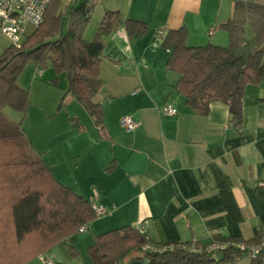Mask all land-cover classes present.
I'll return each mask as SVG.
<instances>
[{"label": "crops", "instance_id": "crops-1", "mask_svg": "<svg viewBox=\"0 0 264 264\" xmlns=\"http://www.w3.org/2000/svg\"><path fill=\"white\" fill-rule=\"evenodd\" d=\"M88 1L93 11L85 42L93 40L105 10L146 25L141 37L129 38L119 26L103 38L102 87L92 100L101 108V125L70 96L64 105L77 111L74 122L66 119L63 128L54 129L48 151L37 150L26 134L30 109L25 116L18 113L17 123L52 176L107 214L26 264H93L87 250L96 236L143 221L157 244L206 246L215 235L256 241L264 227V80L246 86L237 132L224 103H212L206 115L185 105L175 89L179 75L166 68L171 51L156 36L159 30L165 36L184 28L190 47H226L229 38L221 27L231 20L235 3L244 0ZM72 3L68 0L63 9ZM254 3L264 5V0ZM246 19L245 37L250 38L261 20L253 10ZM9 45L0 36V54ZM48 64L45 71L35 67L29 92L22 75L19 87L31 94L37 80L42 86L54 84L63 97L66 75L56 77ZM164 105L174 107L176 115H163ZM54 106L40 108L42 116L52 113L49 124L59 115L53 114ZM124 117L136 123L134 131L121 127ZM134 257L136 253L122 264H147ZM234 264L255 263L242 258Z\"/></svg>", "mask_w": 264, "mask_h": 264}, {"label": "trees", "instance_id": "trees-1", "mask_svg": "<svg viewBox=\"0 0 264 264\" xmlns=\"http://www.w3.org/2000/svg\"><path fill=\"white\" fill-rule=\"evenodd\" d=\"M252 10L261 21L254 35L246 38V18ZM92 11L88 0H75L64 11L59 0H52L42 23L20 46L10 44L0 54V264H26L96 219L87 200L52 176L21 124L8 121L2 114L7 107L22 116L27 114L28 92L19 87L18 78L27 64L44 70L50 62L56 74L66 75L65 97L75 98L101 125V108L92 100L102 87L103 38L119 26L129 38L141 37L146 25L105 10L93 40L85 42L82 34ZM62 12L68 17L64 31ZM221 28L228 34L226 47H190L184 28L168 31L161 46L171 51L166 68L179 75L175 89L185 105L198 115H206L212 103H224L230 122L238 130L246 86L264 80V5L254 0L235 3L231 20ZM213 239L217 243L244 241L216 235ZM94 240L87 250L93 264H122L134 253V260L147 264H231L239 255L229 249L215 261L208 254L189 252L192 242L157 244L132 227L108 231ZM194 244L199 249L205 247ZM147 245L152 250L144 251ZM162 248V252L153 251Z\"/></svg>", "mask_w": 264, "mask_h": 264}, {"label": "built area", "instance_id": "built-area-1", "mask_svg": "<svg viewBox=\"0 0 264 264\" xmlns=\"http://www.w3.org/2000/svg\"><path fill=\"white\" fill-rule=\"evenodd\" d=\"M52 0H0V36H4L11 45L19 47L25 39L26 31L30 27L36 29L43 21L45 10ZM64 16V12H62ZM158 39L164 37V31L159 30L156 33ZM160 112L166 116H175L177 111L171 105H164ZM233 127L232 122H230ZM121 127L126 132L134 131L137 128L136 123L130 117H124L120 120ZM239 132V129L237 130ZM96 218L103 217L107 214L106 209L102 206H93ZM148 222L143 221L133 225V229L140 235L147 237ZM86 226L78 229L77 233L81 234L85 231ZM233 250L239 253L231 264L237 263L242 258H246L255 264H264V227L260 230L257 240L254 242H212L199 249L192 242L189 252L193 254H208L213 260L217 261L220 256L227 250ZM143 250H152L147 245ZM165 248L154 249L153 251L162 252ZM46 264H51L46 262Z\"/></svg>", "mask_w": 264, "mask_h": 264}, {"label": "rangeland", "instance_id": "rangeland-1", "mask_svg": "<svg viewBox=\"0 0 264 264\" xmlns=\"http://www.w3.org/2000/svg\"><path fill=\"white\" fill-rule=\"evenodd\" d=\"M74 1L75 0H73V3ZM67 3H68V0H61L62 10H65L63 8L66 6ZM67 24H68V17L63 16V20H62V30L63 31L66 29ZM32 32H33V29L29 27L26 31V35H30ZM3 39L8 41L6 38H4V36H3ZM48 67H51L50 69H52L56 77L59 75V74H56L52 65L50 66V64H48ZM34 69H35V65L33 63H29L24 68L23 72L21 73L22 75L21 79L22 81L25 80V84L27 86L28 92L30 91L29 84H30V80L32 79ZM46 69H44L43 71H45ZM48 85L49 84L46 83V86H42L38 83L37 80L36 82H34L31 94H34V93H37V94L34 97V96H31L30 93H28V98H29L28 110L30 109L31 111H30V115L28 114V118L26 117V123H25L26 124L25 125L26 134L28 135V138L32 140V144L34 145V147L37 148V150H45V151L46 150L48 151L49 141H50V138L53 137L54 135V132H53L54 129L57 132V128H63L66 119L67 121H71V123L74 122L71 120V118L77 113V111L74 108L67 109L65 107L64 101H65V98L67 97V96L65 97V94L63 97H59L58 91L56 90L57 88L53 86L54 84H52L51 86H48ZM49 101H50V104L47 105ZM52 106H54L53 114L57 115V113H59V115L56 117L55 120H53L49 124L48 117L52 118L53 116L52 113L48 115L47 113L43 112L46 115L42 116V114L40 113V108L41 109L44 108V110L46 109L50 110ZM2 113L4 117L12 123H17L20 121L21 117L19 116V114L8 107L4 108L2 110Z\"/></svg>", "mask_w": 264, "mask_h": 264}]
</instances>
